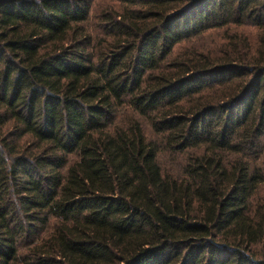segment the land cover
Listing matches in <instances>:
<instances>
[{"label": "trees", "instance_id": "1", "mask_svg": "<svg viewBox=\"0 0 264 264\" xmlns=\"http://www.w3.org/2000/svg\"><path fill=\"white\" fill-rule=\"evenodd\" d=\"M0 264H264V0H0Z\"/></svg>", "mask_w": 264, "mask_h": 264}]
</instances>
